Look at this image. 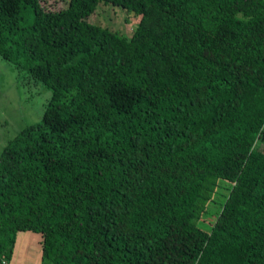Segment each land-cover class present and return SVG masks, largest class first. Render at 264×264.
Wrapping results in <instances>:
<instances>
[{
  "label": "trees",
  "instance_id": "trees-1",
  "mask_svg": "<svg viewBox=\"0 0 264 264\" xmlns=\"http://www.w3.org/2000/svg\"><path fill=\"white\" fill-rule=\"evenodd\" d=\"M42 1L0 0V57L51 91L0 154V264L18 233L42 264H264V0Z\"/></svg>",
  "mask_w": 264,
  "mask_h": 264
},
{
  "label": "rangeland",
  "instance_id": "rangeland-1",
  "mask_svg": "<svg viewBox=\"0 0 264 264\" xmlns=\"http://www.w3.org/2000/svg\"><path fill=\"white\" fill-rule=\"evenodd\" d=\"M68 2L43 0L42 4L47 10L56 11L65 8ZM88 20L129 40L139 24L140 15L119 6L99 3ZM50 98L49 89L30 81L26 73L18 72L0 57V154L24 127L41 120ZM257 146L264 148V140L258 141ZM229 188V183H219L206 214L198 224L202 230L210 232ZM8 264H42L39 234L18 233L14 253Z\"/></svg>",
  "mask_w": 264,
  "mask_h": 264
}]
</instances>
